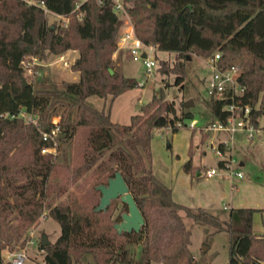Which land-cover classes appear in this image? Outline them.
<instances>
[{"label": "trees", "instance_id": "trees-1", "mask_svg": "<svg viewBox=\"0 0 264 264\" xmlns=\"http://www.w3.org/2000/svg\"><path fill=\"white\" fill-rule=\"evenodd\" d=\"M76 2L0 0V112L14 113L0 115V264H14L4 259L2 249L22 247L41 215L52 216L60 227L53 241H38L45 264H83L85 254L92 264L176 263L183 258L194 263L179 209L230 233L228 264H264V233L254 231L252 223L254 211L264 207L230 206L227 217L221 218L204 206L177 201L171 186L153 170V130L167 125L177 130V122L186 125L182 120L192 110L184 99L177 109L163 90L154 92L128 123L111 119L109 107L86 100L89 94L112 99L140 82L125 74L119 62L109 70L124 21L114 10V1ZM123 3L141 40L173 50L179 57L173 66L176 83L183 78L179 59L188 51L209 56L218 50L221 65H238L242 92L233 97L208 95L203 100L207 114L199 113L204 124L227 116L230 111L225 104L233 100L247 104L251 121L258 124L264 114V0ZM42 4L67 17V22L47 24ZM69 48L78 52L70 64L77 78L40 88L23 81L25 55L43 56L47 50L60 54ZM21 107L33 114L35 122L18 114ZM54 114L62 132L56 137L55 153L41 150L54 144L42 135V130L50 129ZM200 131L203 141L209 130L200 127ZM62 143L66 146L58 156ZM218 145L226 150L222 141ZM191 152L189 146L183 168L193 172ZM226 160L219 158L218 166ZM116 169L143 214L137 231H118L113 225L127 209L126 203L117 214L115 198L105 208L95 209L100 196L96 185L106 183ZM133 243L140 246L135 259Z\"/></svg>", "mask_w": 264, "mask_h": 264}, {"label": "rangeland", "instance_id": "rangeland-1", "mask_svg": "<svg viewBox=\"0 0 264 264\" xmlns=\"http://www.w3.org/2000/svg\"><path fill=\"white\" fill-rule=\"evenodd\" d=\"M121 14L123 15V20L127 18L124 13ZM45 16L47 24L67 22V17L58 16L52 12H47ZM124 25L125 22L123 21L120 33ZM74 50L76 49L69 48L61 56L58 53L47 50L43 56L36 55L35 59L30 54L25 55L23 58L25 61L23 62L24 65L27 60L34 61L29 68L25 65L23 76L32 83L34 88L49 86L52 83L61 85L64 80L77 78L78 72L70 65L78 53L77 50ZM147 50L155 58V64L152 65L150 70H146L142 58L129 57L127 51H124V54L128 57H123L121 60L122 71L127 75L134 76L140 82L139 84L124 90L112 99L110 95L89 94L86 96V100L97 107H109L111 119L128 123L130 115L141 112L140 105L146 102L154 92L159 93L163 90L166 98L174 100L177 109L180 107L181 99L185 100L192 97L194 101L190 105L192 116H185L182 120L186 125H183L182 122H177L179 124L177 130H172L169 125L153 130L150 140L152 166L154 164L156 169L161 170L162 173L168 171L171 166L173 177L176 175L172 188L173 197L192 206H203L204 199L203 197L198 198L196 196L197 192L202 195L216 188L215 184L212 183V179L205 175L207 167L210 165L216 166V177L213 180L219 182L218 188L226 191V203L231 205L239 203L236 200V196L241 195L244 197V189L242 187L236 189L234 186L230 188L229 181H231V176L226 168L218 166L217 162L219 158L230 157V166L242 172L240 178L232 177V180L237 184L239 183L238 180L249 179L251 184L259 186V181H264V140L261 139L263 131L260 129L264 127V114L258 117L256 127H259V129L253 131L252 137L247 136L245 128H237L232 132L214 129L207 131V137L202 141L200 139V125L203 121L199 113L203 111L204 114H207L206 104L203 100L208 98L206 85L212 69L207 60L208 56L197 54L194 51H188L186 56H181L179 61L183 63L184 68L179 72L183 73V78L182 82L176 83L175 75L177 70L173 66L179 57L176 56L175 51L158 48L155 45H153L151 50ZM112 58L113 68L118 62H116L114 56ZM235 61L240 62V58H235ZM54 115L58 116L57 114ZM192 117L198 119L194 127L188 125ZM222 139L227 142L225 143L226 151L223 154H218L211 145L218 143ZM116 140L120 141L121 137L117 136ZM64 145L66 146V144L62 143L58 156L63 153ZM189 146L192 150V163L196 166L193 172L186 171L183 168V163L189 157ZM240 160H244L245 163L240 165ZM176 168L179 169L178 174H175ZM196 171H200V174L196 175ZM71 187H74V184H71ZM255 190L258 189H252L251 192H255ZM11 198L14 199V195ZM115 200L118 203V207L114 209V214H117L122 201L118 197ZM209 203L208 207L205 206L206 208L221 218L227 217L228 208L222 207L221 202L219 204H214L215 202L213 201ZM242 203H248V201L244 198ZM179 213L186 225L188 246L195 258V262L191 263L183 258L176 263L152 260L150 264H228L230 233L224 229L216 230L208 222L195 220L186 215L182 209H179ZM59 231L60 227L56 219L50 215H41L39 221L28 230L29 236L24 245L13 250L4 247L2 255L5 260H10L13 252L23 250L26 257L22 264H45L43 259L44 251L39 247L38 241L42 235H45L49 241H53ZM131 248V257L135 259L139 255V243L131 244ZM84 262L92 264L89 254H85L82 263L84 264Z\"/></svg>", "mask_w": 264, "mask_h": 264}, {"label": "built area", "instance_id": "built-area-1", "mask_svg": "<svg viewBox=\"0 0 264 264\" xmlns=\"http://www.w3.org/2000/svg\"><path fill=\"white\" fill-rule=\"evenodd\" d=\"M28 1H35V0H28ZM114 5L113 8L116 12L124 13L127 18H124L125 25L122 29V32L120 33L117 41L118 47L125 44L126 42V50L130 53L132 58H142V61L144 63V66L146 70H150L153 64H155V58L148 53V50H151L153 47V44L144 42L141 40L134 32V26L133 22L131 20L130 15L128 14L125 5L123 3V0H113ZM79 0H77L76 5H78ZM45 12H52L57 14L58 16L64 17V15L56 13L46 6L42 4ZM145 52V55L143 56L142 53ZM30 56L35 59L36 56L30 54ZM220 56V52L217 50L213 54L208 56V63L210 64L211 73L207 81L206 90L208 95H213L217 98H220L224 96L225 94L229 93L231 97H233L235 94H238L242 92L243 86L239 82L238 79V71L239 67L236 64H232L230 66H223L218 61V58ZM34 60H27L26 67L29 68L30 64L33 63ZM24 59L22 60L23 68H25L24 65ZM225 107L229 109V114L225 116L224 118H215L212 122L208 123H202L200 127L203 130H214V129H223L232 132L233 130L237 128H245L247 130V136L252 137L253 131L256 129H259V127H256V125L251 121L249 116V106L247 104L240 105L236 101H230L225 104ZM241 110V111H240ZM10 116L14 115L12 112H0V115H7ZM18 114L24 116L26 119L32 120L35 122L34 116H32L31 113L26 112V110L21 107L18 110ZM192 116V115H190ZM198 119L196 117H192L189 120L188 125L189 126H195ZM52 125L50 129L48 130H42V135L44 138H50L54 144L51 146H43L41 148L42 151H52L56 152V142H57V136L60 133V124L58 122V116H52L51 117ZM263 134L261 136V139L264 140V127H261ZM224 144L227 143L225 139L221 140ZM220 142V141H219ZM215 152L218 154H223L225 151H223L218 143L211 145ZM227 160L225 161L224 166L227 172L230 176H242L241 170L234 169L230 166V157H224ZM217 168L216 166H209L206 168L205 175L206 176H213L216 174ZM30 240V239H29ZM26 257V254L23 250L13 252L10 256V260L14 262V264H22L24 258Z\"/></svg>", "mask_w": 264, "mask_h": 264}, {"label": "crops", "instance_id": "crops-1", "mask_svg": "<svg viewBox=\"0 0 264 264\" xmlns=\"http://www.w3.org/2000/svg\"><path fill=\"white\" fill-rule=\"evenodd\" d=\"M66 51V50H65ZM76 51V50H74ZM124 51H126V44H123L121 46H119L113 53V56L116 60V62L120 63L121 66V60L123 57H128L124 54ZM65 52H62L59 54V56H61V54H64ZM77 55V54H76ZM75 55V56H76ZM122 69V68H121ZM211 132V131H210ZM209 136V135H208ZM204 151V150H203ZM245 161L244 160H240L239 164L242 165L244 164ZM213 166V165H210ZM153 170L154 172L162 179L164 180L167 184H169L171 186V188H173V183L175 182L176 178L173 177V170L170 166L169 170L166 172H163L158 169H156L155 165L153 164ZM179 169L176 168L175 170V174H178ZM168 173V175H167ZM200 171H196V175H199ZM208 178L212 179V183L215 184L216 188L214 190H211L210 192L204 193L201 195L200 192L196 193V196L198 198L203 197L204 199V203H202V205L205 207H208L207 205H209V202H215L214 204H219V202H221L222 207L224 208H229L230 206H236V205H251V206H256V207H264V181H259L260 184H258L259 186H256L254 184H251V182L248 180H244V181H239V183H235L232 179L233 176H231V181H229L230 183V188L232 186H234L236 189L242 187L244 189V193L245 196H241V195H237L236 196V200H238L239 203H236L235 205H231L230 203H226L225 198L227 196L226 191L222 190L219 187V182L215 179L214 177H216V174H214L213 176H206ZM238 178H240L241 176H236ZM168 178V179H167ZM237 184V185H236ZM257 188L258 190H255V192H251L252 189ZM172 195H173V189H172ZM244 198L248 201V203H242L244 201ZM178 201V200H177ZM180 202V201H179ZM183 203V202H181ZM186 204V203H184ZM190 205V204H188ZM201 205V204H200ZM212 206V205H211ZM252 223H253V230L259 233H264V210H256L253 213V218H252Z\"/></svg>", "mask_w": 264, "mask_h": 264}, {"label": "water", "instance_id": "water-1", "mask_svg": "<svg viewBox=\"0 0 264 264\" xmlns=\"http://www.w3.org/2000/svg\"><path fill=\"white\" fill-rule=\"evenodd\" d=\"M145 55V52L142 53ZM109 70L113 68L109 66ZM24 82H27L25 76H22ZM194 103L193 98L189 97L184 100V104L190 106ZM192 115V114H190ZM62 135V132L59 133ZM169 144V142H167ZM97 188L100 190L99 201L95 206V209L105 208L111 199L118 197L122 202L126 203L127 209L120 213V219L113 222L114 227L118 230H139L141 224L144 222V217L140 211L137 202L129 190L123 175L119 169L114 171V174L107 178L106 183H98ZM41 241L48 243L49 239L42 235Z\"/></svg>", "mask_w": 264, "mask_h": 264}]
</instances>
